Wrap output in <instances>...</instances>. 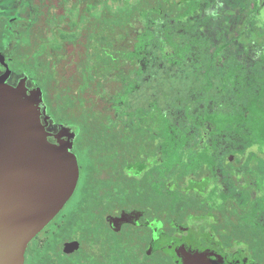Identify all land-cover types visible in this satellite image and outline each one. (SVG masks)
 Segmentation results:
<instances>
[{"label": "flooded vegetation", "instance_id": "1", "mask_svg": "<svg viewBox=\"0 0 264 264\" xmlns=\"http://www.w3.org/2000/svg\"><path fill=\"white\" fill-rule=\"evenodd\" d=\"M10 2L0 0V76L4 77L7 85L22 83L27 91L36 87L44 94V73L49 70L39 64L37 58L45 49L57 57L56 51L44 44L52 37L39 39L31 48L29 23L20 17L9 16ZM177 6L181 12L182 6ZM135 40L136 37L131 45ZM68 46L69 43L64 46L66 53L61 57H69ZM130 55V62L122 68L126 69L128 78L121 76L122 70L112 72L111 78H101V94L96 99L92 93L84 95L87 111L95 115L77 117L71 110L72 115L56 117L52 112L56 106L55 93L56 98L63 92L69 94L71 86L78 84L82 77L78 82H70L67 90L63 89L61 93L59 86L54 85V92L48 100L44 95L41 120L48 140L51 143H69L79 170L75 190L63 208L70 213L81 197L89 202L91 205L84 208L86 220L100 227L97 232L102 237L95 244L81 245L75 239H61L53 245H46L42 242L48 229H43L34 237L35 240L32 239L40 243L31 244V240L27 245L24 264L32 250L47 252L53 259L33 264H64L59 261L63 258H66V264H71L69 260L84 255L75 253L80 248L86 251V264H106L103 241L106 229L117 235L132 234V243L127 249L134 264L146 263L145 255L155 252L167 259L161 264H183L187 252L204 253L215 264H250L249 260L262 264L255 252L262 246L264 226L246 218L260 202L263 188L254 173L256 170L260 172L261 166L248 159L249 151L225 152L221 157L219 179L206 164L185 175L187 155L198 152L201 145L198 135V141L187 147L182 161L172 173L168 171L154 176V170L167 156L165 144L161 142L151 118L133 115L119 123L110 112L96 108L97 99L103 98L109 88L118 90L119 86V89H127L124 82L137 69L133 53ZM51 72H56V69L51 68ZM56 81L60 82L59 79ZM96 89L91 85L89 92ZM44 108L49 117L46 120ZM171 193L175 195L172 205ZM121 217L123 221L115 225V218ZM115 227L119 229L115 230ZM64 242H77L79 247L69 253L61 248ZM41 253L37 258L45 255Z\"/></svg>", "mask_w": 264, "mask_h": 264}, {"label": "rangeland", "instance_id": "2", "mask_svg": "<svg viewBox=\"0 0 264 264\" xmlns=\"http://www.w3.org/2000/svg\"><path fill=\"white\" fill-rule=\"evenodd\" d=\"M61 1L9 3V16L29 23L31 48L39 39L52 37L55 23L69 21V12L60 6ZM163 2L182 6V11L177 18H159L156 10L150 17H134L131 25L136 40L130 44V52L137 69L124 82L127 89L109 88L103 98L97 99L96 108L110 112L119 123L133 115L151 118L167 156L154 176L172 173L187 147L200 137L199 151L186 157L185 175L206 164L219 179L225 152L249 151L248 159L261 166L260 172L254 173L263 188L260 202L246 218L264 226V0ZM79 38L84 39L85 34ZM67 50L72 56L75 50L79 56L82 53L80 46L75 49L69 45ZM37 62L49 70L44 73L45 93L41 91L40 106L44 95L47 100L52 97L54 85L61 93L70 82L82 77L69 57L58 58L48 49L42 51ZM120 73L123 78L129 76L126 69ZM42 110L46 120L47 109ZM169 185L172 188L171 182ZM170 199L172 205L175 195L171 193ZM65 243L72 244L61 243L63 250ZM252 262L248 261L257 264Z\"/></svg>", "mask_w": 264, "mask_h": 264}, {"label": "trees", "instance_id": "3", "mask_svg": "<svg viewBox=\"0 0 264 264\" xmlns=\"http://www.w3.org/2000/svg\"><path fill=\"white\" fill-rule=\"evenodd\" d=\"M59 3L69 12V21L63 24L55 23L51 30L50 42L44 44L55 50L58 58L61 54L65 55L66 44L69 43L75 49L80 46V56L78 50H75L74 56L69 52V61L76 64L78 72H83V76L78 84L71 86L69 94L63 92L61 97L56 98L55 93L56 106L52 112L56 117L68 116L71 110L72 114L76 113L73 116L77 117L95 115L87 111L84 95L92 93L96 99L101 94V78H111L112 72H120L130 62V44L135 39L131 23L135 16L150 17L156 10L159 18H162V15L177 18L179 12L177 5L168 6L163 0H62ZM115 4L118 7H114ZM82 33L85 34L84 39L79 38ZM91 85L97 89L89 92ZM89 205L91 204L81 197L70 213L63 208L44 228L48 229V233L42 243L53 245L61 239H75L80 241L81 245L99 243L102 236L100 237L97 229L100 227L88 222L85 217L84 208ZM132 237L131 233L117 235L106 229L103 234L105 263L134 264L127 249L132 243ZM39 243L32 240L31 244ZM261 244L255 255L264 264V238ZM85 252L82 248L75 251L76 254L84 255L69 260V263L86 264ZM38 253L41 252L32 250L30 257H26V264L53 260L47 252L41 253L45 255L37 258ZM165 259L163 255L155 252L150 256L145 255L144 261L147 262L142 264H161ZM59 261L66 264V258Z\"/></svg>", "mask_w": 264, "mask_h": 264}, {"label": "water", "instance_id": "4", "mask_svg": "<svg viewBox=\"0 0 264 264\" xmlns=\"http://www.w3.org/2000/svg\"><path fill=\"white\" fill-rule=\"evenodd\" d=\"M41 90L10 86L0 76V264H24L29 242L63 209L78 165L69 143H51L41 120ZM118 220L115 218V224ZM118 230L119 227H115ZM79 243H65L72 252ZM183 264H215L185 253Z\"/></svg>", "mask_w": 264, "mask_h": 264}]
</instances>
